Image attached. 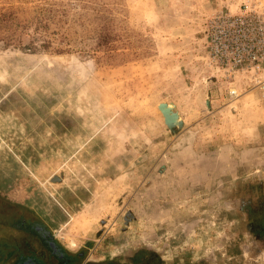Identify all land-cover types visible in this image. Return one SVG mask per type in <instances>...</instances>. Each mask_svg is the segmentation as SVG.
Masks as SVG:
<instances>
[{"label":"rangeland","instance_id":"rangeland-1","mask_svg":"<svg viewBox=\"0 0 264 264\" xmlns=\"http://www.w3.org/2000/svg\"><path fill=\"white\" fill-rule=\"evenodd\" d=\"M8 9L32 23L20 44L0 29V264L58 263L24 243L12 223L25 221L74 264H264V63L228 70L210 45L221 14L264 18V0H0Z\"/></svg>","mask_w":264,"mask_h":264},{"label":"built area","instance_id":"built-area-1","mask_svg":"<svg viewBox=\"0 0 264 264\" xmlns=\"http://www.w3.org/2000/svg\"><path fill=\"white\" fill-rule=\"evenodd\" d=\"M210 40L213 59L228 70L264 63V18L258 14H221L211 24Z\"/></svg>","mask_w":264,"mask_h":264},{"label":"flooded vegetation","instance_id":"flooded-vegetation-1","mask_svg":"<svg viewBox=\"0 0 264 264\" xmlns=\"http://www.w3.org/2000/svg\"><path fill=\"white\" fill-rule=\"evenodd\" d=\"M233 164L232 165H229L228 167V171L230 172H235L237 171L240 172L242 168H240L239 166H235L234 165V162L235 161H232ZM244 199V198H242ZM242 203L244 204L242 206V208L244 210H247L245 208L246 206V203H248L247 200H241ZM259 207H257L260 212L262 213V216H260L261 218H259V220H263L264 221V196H261L259 198ZM12 225L14 226L15 229L21 231V232H24L25 233V238H24V243L26 245L28 244H31L32 245V237L35 239L38 240V242L40 243V245L44 246L43 243L45 242V244H47V247H48V250L50 252L51 255L55 256L58 260V263L57 264H74L73 263V256H71V254L67 251H64L63 248H61L60 244L55 240L53 239V236L52 234L44 229L41 225H38L36 223H30L28 221H25V222H21V223H18V222H14L12 223ZM264 226V224H263ZM256 230V229H255ZM257 231V230H256ZM264 232V228L262 230ZM146 248V247H145ZM247 249H250V248H247ZM246 249V250H247ZM258 252H259V255L260 253H264V249L262 247H258ZM139 251V250H138ZM148 252L150 253V247H148ZM42 253V252H41ZM44 254H38L36 252H32L31 254H28V255H22V256H19L18 259L16 260H12V264H48L45 259H44ZM157 256V257H155ZM151 257H153L154 259H157L160 258L159 255L157 254H154L152 253ZM259 257V256H258ZM208 260H199V261H190V262H185V264H208L207 263ZM213 261V260H211ZM250 264H259L258 261H250L248 260ZM10 261L6 260L4 261V263L6 264H11ZM111 263H119V262H116V261H110ZM159 262V261H158ZM173 264H175V262H172Z\"/></svg>","mask_w":264,"mask_h":264},{"label":"trees","instance_id":"trees-1","mask_svg":"<svg viewBox=\"0 0 264 264\" xmlns=\"http://www.w3.org/2000/svg\"><path fill=\"white\" fill-rule=\"evenodd\" d=\"M0 15V29L7 30L9 34V37L7 38V41L9 43H21V39L23 38V33L28 32L27 30L30 27V24L32 21H23L21 18L17 16V12L13 9H8L4 13H1ZM37 25V24H36ZM47 28V25H38L34 29L37 33L35 36H33V41L31 43H28L29 49H36L38 47L37 43H35L36 39L41 38V36H44L45 34L43 31L45 30H39V29H45ZM45 39V38H44ZM49 40H44V42H41L42 46H48Z\"/></svg>","mask_w":264,"mask_h":264},{"label":"water","instance_id":"water-1","mask_svg":"<svg viewBox=\"0 0 264 264\" xmlns=\"http://www.w3.org/2000/svg\"><path fill=\"white\" fill-rule=\"evenodd\" d=\"M175 108V106H173ZM159 109L163 112L166 124L171 128L176 126H182L184 121L180 120L177 122L179 113L174 111L173 108L168 106V103L164 102L159 105Z\"/></svg>","mask_w":264,"mask_h":264}]
</instances>
